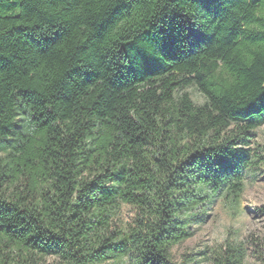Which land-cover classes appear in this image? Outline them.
Instances as JSON below:
<instances>
[{"label": "trees", "instance_id": "obj_1", "mask_svg": "<svg viewBox=\"0 0 264 264\" xmlns=\"http://www.w3.org/2000/svg\"><path fill=\"white\" fill-rule=\"evenodd\" d=\"M263 120L264 0H0V264H244L172 249L238 203Z\"/></svg>", "mask_w": 264, "mask_h": 264}, {"label": "rangeland", "instance_id": "obj_2", "mask_svg": "<svg viewBox=\"0 0 264 264\" xmlns=\"http://www.w3.org/2000/svg\"><path fill=\"white\" fill-rule=\"evenodd\" d=\"M194 103H202L203 94L194 85L187 86ZM251 147L258 159L254 168L246 171L244 190L238 203H228L220 198L214 200L206 210L203 220L194 224L192 236L175 245L172 249L174 259L179 261L183 254L192 255V259L200 261L198 253L204 249L218 248L227 237L231 240L242 241L248 247L244 264H259L250 245L252 239H264V211L258 207L264 206V120L253 130ZM134 217V209L122 204L115 217L118 226H125ZM100 264H115L114 261ZM199 264H211L209 261Z\"/></svg>", "mask_w": 264, "mask_h": 264}]
</instances>
